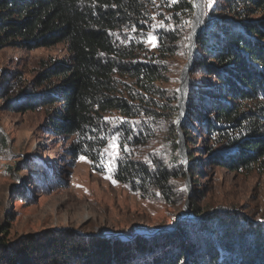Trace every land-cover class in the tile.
<instances>
[{
	"label": "trees",
	"instance_id": "16d2710c",
	"mask_svg": "<svg viewBox=\"0 0 264 264\" xmlns=\"http://www.w3.org/2000/svg\"><path fill=\"white\" fill-rule=\"evenodd\" d=\"M195 12L191 0H0V50L68 48L67 59L41 63L19 96L21 111L44 110L52 130L73 140V155L99 172L119 132L110 173L145 199L176 207L188 173L195 178L191 215L170 234L124 242L61 230L8 239L2 227L0 264H264V218L214 206L202 190L219 170L264 172V0H217L203 15L180 126L186 171L174 76ZM150 32L157 47L146 42ZM8 147L0 134V152Z\"/></svg>",
	"mask_w": 264,
	"mask_h": 264
},
{
	"label": "rangeland",
	"instance_id": "374dc122",
	"mask_svg": "<svg viewBox=\"0 0 264 264\" xmlns=\"http://www.w3.org/2000/svg\"><path fill=\"white\" fill-rule=\"evenodd\" d=\"M202 4L204 12H208L204 0ZM192 31L193 22L188 50L176 61L177 91L189 60ZM68 56L66 44L35 51L10 47L0 50V134L7 138L9 146L6 152H0V228L9 229L8 239L61 230L82 236L153 233L188 219L195 193V178L190 173L183 186L187 197L178 206L145 199L115 181L108 170L99 172L88 158L81 161L74 156L73 140L52 130L44 110L21 111L19 96L38 75L41 63ZM205 179L202 190L206 202L238 207L257 219L264 218V172L235 175L219 170ZM1 236H6L2 230Z\"/></svg>",
	"mask_w": 264,
	"mask_h": 264
},
{
	"label": "water",
	"instance_id": "95a60500",
	"mask_svg": "<svg viewBox=\"0 0 264 264\" xmlns=\"http://www.w3.org/2000/svg\"><path fill=\"white\" fill-rule=\"evenodd\" d=\"M198 13V7H196V12H195V16H194V20H193V31H192V35H191V39L193 37V43L190 45V55H189V60L188 63L186 64L183 74H182V79H181V86L178 89V94H179V108H180V114H179V118H178V127H179V144H180V148H179V152L182 158V162L183 164L186 166V168H188V157H187V149H186V139H185V134L182 132L180 126L181 123L185 120L186 118V110H187V103H188V87L190 85V76H189V72L191 71L193 64H194V59L197 53V42H198V38L201 35V33L203 32L205 23H204V18L200 21L199 26L197 27V29L194 28V22L196 20V16ZM184 97V104L182 105V98ZM188 192H191V186H190V181L188 182ZM187 208L190 209V204L189 202L187 203ZM169 230H158L155 231L153 233L150 232H146V231H136L134 234L132 235H125V234H115V233H109L107 235H105L104 237L106 238H115V239H120L122 241H130L133 239H136L138 237L141 236H147V237H151V236H155L157 234H160L162 232H168Z\"/></svg>",
	"mask_w": 264,
	"mask_h": 264
},
{
	"label": "snow or ice",
	"instance_id": "6c2138e0",
	"mask_svg": "<svg viewBox=\"0 0 264 264\" xmlns=\"http://www.w3.org/2000/svg\"><path fill=\"white\" fill-rule=\"evenodd\" d=\"M153 2H155V0H153ZM171 3L176 4V3H178V0H171ZM191 3H192L193 8L201 6V0H191ZM204 3L208 9H211L212 4H213V0H204ZM201 15L202 16L206 15V13L202 11ZM163 26H164L163 23H161L160 27H163ZM173 31H174V29H173ZM158 41H159L158 36H156L153 32H150L146 38V42L152 44L153 47L158 46ZM119 136H120L119 132L114 133L113 136L110 138L108 145L106 147H104L102 152H101L102 156L107 155V157H108V169L107 170L109 172H111V170H112V165L118 163L120 160L121 152H120V146L118 143ZM101 139H103V138H101ZM123 151L127 152L128 149L124 148ZM80 160L86 161V157L81 156ZM108 178H110V177H108ZM113 183L115 184V181H113Z\"/></svg>",
	"mask_w": 264,
	"mask_h": 264
},
{
	"label": "bare ground",
	"instance_id": "6f19581e",
	"mask_svg": "<svg viewBox=\"0 0 264 264\" xmlns=\"http://www.w3.org/2000/svg\"><path fill=\"white\" fill-rule=\"evenodd\" d=\"M203 0H201V6L198 7V13L196 16V20L194 22V28L197 29V27L199 26L200 21L203 19V16L201 15L202 11L204 12V8H203ZM193 43V37L191 39V44ZM184 97L182 98V105L184 104Z\"/></svg>",
	"mask_w": 264,
	"mask_h": 264
}]
</instances>
